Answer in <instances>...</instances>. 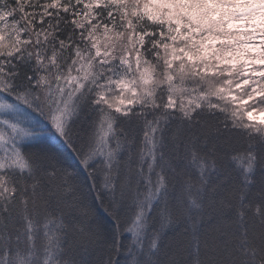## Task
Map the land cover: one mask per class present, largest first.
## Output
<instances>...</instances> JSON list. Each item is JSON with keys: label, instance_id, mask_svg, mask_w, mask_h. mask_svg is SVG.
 Instances as JSON below:
<instances>
[{"label": "snow or ice", "instance_id": "snow-or-ice-1", "mask_svg": "<svg viewBox=\"0 0 264 264\" xmlns=\"http://www.w3.org/2000/svg\"><path fill=\"white\" fill-rule=\"evenodd\" d=\"M0 264H264V0H0Z\"/></svg>", "mask_w": 264, "mask_h": 264}]
</instances>
